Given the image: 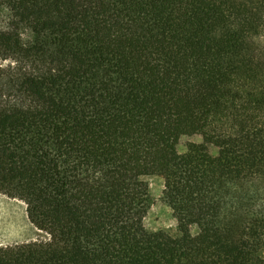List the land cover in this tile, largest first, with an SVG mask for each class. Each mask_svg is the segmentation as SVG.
I'll return each mask as SVG.
<instances>
[{"label": "trees", "instance_id": "trees-1", "mask_svg": "<svg viewBox=\"0 0 264 264\" xmlns=\"http://www.w3.org/2000/svg\"><path fill=\"white\" fill-rule=\"evenodd\" d=\"M261 43L264 0H0V193L46 234L0 264H264Z\"/></svg>", "mask_w": 264, "mask_h": 264}, {"label": "rangeland", "instance_id": "rangeland-1", "mask_svg": "<svg viewBox=\"0 0 264 264\" xmlns=\"http://www.w3.org/2000/svg\"><path fill=\"white\" fill-rule=\"evenodd\" d=\"M264 46V43H261ZM264 47H262V51ZM188 143L202 144L203 139L199 134H187L180 137L177 149L179 152L186 150ZM209 152L213 155L217 149L208 145ZM149 185V206L143 216L142 223L149 230H168L175 232L178 222L172 209L163 198V179L160 175L147 176ZM191 231L196 232L195 225ZM46 234L38 230L30 221L26 204L17 198L0 193V245L35 240L45 237ZM262 254L264 255V247Z\"/></svg>", "mask_w": 264, "mask_h": 264}]
</instances>
